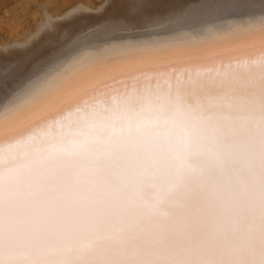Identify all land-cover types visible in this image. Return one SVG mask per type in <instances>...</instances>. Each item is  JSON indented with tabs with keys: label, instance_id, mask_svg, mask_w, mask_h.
<instances>
[{
	"label": "snow or ice",
	"instance_id": "6c2138e0",
	"mask_svg": "<svg viewBox=\"0 0 264 264\" xmlns=\"http://www.w3.org/2000/svg\"><path fill=\"white\" fill-rule=\"evenodd\" d=\"M259 37L86 67L37 98L83 89L54 115L6 124L0 264H264Z\"/></svg>",
	"mask_w": 264,
	"mask_h": 264
},
{
	"label": "bare ground",
	"instance_id": "6f19581e",
	"mask_svg": "<svg viewBox=\"0 0 264 264\" xmlns=\"http://www.w3.org/2000/svg\"><path fill=\"white\" fill-rule=\"evenodd\" d=\"M102 1L95 9L76 4L59 16L44 12L21 41L0 42V135L8 123L22 127L54 115L83 89L40 104L37 98L86 67L181 45L217 51L241 30L256 36L246 48H220L219 55L261 47L262 0H151L144 17L129 15L127 0Z\"/></svg>",
	"mask_w": 264,
	"mask_h": 264
},
{
	"label": "rangeland",
	"instance_id": "374dc122",
	"mask_svg": "<svg viewBox=\"0 0 264 264\" xmlns=\"http://www.w3.org/2000/svg\"><path fill=\"white\" fill-rule=\"evenodd\" d=\"M102 0H0V42L21 41L42 13L59 16L76 4L95 9Z\"/></svg>",
	"mask_w": 264,
	"mask_h": 264
}]
</instances>
